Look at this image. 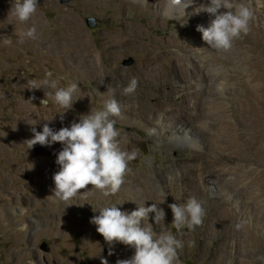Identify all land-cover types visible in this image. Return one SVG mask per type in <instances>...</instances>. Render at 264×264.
<instances>
[{
  "label": "rangeland",
  "instance_id": "obj_1",
  "mask_svg": "<svg viewBox=\"0 0 264 264\" xmlns=\"http://www.w3.org/2000/svg\"><path fill=\"white\" fill-rule=\"evenodd\" d=\"M133 1L45 0L38 4L40 7L34 18L24 24L10 13L12 0H0V37L3 36V41H11H0V264H101L102 258L107 259L108 264H116L118 259L131 258L134 248L121 243H115L112 247L97 232V226L90 222L94 215L99 214L98 211H93V207L99 208L120 201L125 202L120 206L122 210L131 211L136 209L133 207L138 200L143 203L147 201L146 206H150L154 201L159 203L162 199L157 194L160 186L168 193L166 202L160 207L165 209L166 225L173 233H176V229L171 224L173 213L168 207L169 204L183 203L188 197L195 196L204 202L206 209L202 225L192 231L184 228L178 234L184 244L180 251V264H264V243L261 248L262 245L256 241V234H264V206L256 204V200L264 201V192L257 189V182L251 179L254 174L250 173L251 168L263 167L262 160L257 149L247 144L241 146L247 160L235 157L238 147L237 144L234 145V141L240 143L243 139L249 141L251 138L250 132L249 135L245 133L246 125H238L235 119L240 116L242 109L258 111L254 102L249 104L247 100L239 101L240 103L235 101L238 96L243 99L247 92L245 85L241 83L246 78H238L239 74L241 75L240 70H246V65L232 61L226 64L228 52L216 50L220 58L214 59L213 64L223 71L224 76L227 75L226 78L229 76V80L221 77L210 83V86L216 88L225 80L229 89L236 92L223 89L219 94L207 93L202 98H206L205 101L209 104H227L228 109L235 115H231L226 109L225 114H228L227 120H231V127L227 121L219 125L214 124L211 128H199V124L212 123L210 115H213L214 110L209 108L211 104L205 106L207 109L191 108L194 100L189 99L188 92L194 91L196 87L188 78L197 77L196 71L200 69L198 65L204 60L202 53L208 51V47L201 43L202 33L196 30L197 26L207 27L209 24L205 23L202 14L195 17L190 15L188 18L186 15L183 17L181 13L168 14L165 3H160L158 8L154 5L149 15ZM196 1L200 2L195 0V4ZM90 18L95 21L93 26L88 23ZM33 23L38 29L37 39L19 43L18 34ZM139 33L147 35L148 38H135ZM112 35H118L119 40L129 39L128 43L135 41L134 48L138 45L139 48L134 49L126 42L122 45L124 47L119 46L122 48L118 52L116 48L110 50L115 45ZM249 40L253 43L251 47L246 45ZM82 41L85 42L84 48L88 46L99 54L100 62L108 72V83L96 80L85 73L83 67L73 65L80 62L74 47ZM243 44L246 45L245 48H241ZM233 50V56H239V60L242 57L257 59L253 70H256L263 81L264 11L259 13L258 19L253 22L248 36L243 35L234 42ZM72 56L77 57L75 62ZM180 58H191L193 64L189 69V76L183 74L181 65L178 66L184 64ZM151 59L154 72L148 76L152 79L157 74H169L167 77L171 76L172 86L170 84L159 92L153 89L155 83H152L149 87H138L132 95L117 93L116 98L122 111L121 116L115 119L116 128L121 133L118 138L121 147L127 151L139 150V156L129 164L131 171L126 174L121 190L115 195L104 197L99 191L85 192L93 188L88 185L86 189L80 190L77 198L67 203L59 200L53 191V175L59 170L57 156L37 154L33 148L28 149L24 142L33 137L31 128L36 127L38 131H42L43 125L49 123L51 127L59 130L70 126L73 121L78 122L81 116L101 108L104 100L109 98L106 84L119 82L121 85L117 91L122 92L123 86L137 75L139 68L148 66ZM48 71L53 73V78L59 79L60 87H67L71 83L78 85V91L74 95L76 101L64 114L63 122L57 113L64 109L54 104L50 97L48 106L41 107V101L46 98L43 89L27 88L28 81L39 83ZM203 71L206 75L207 69ZM208 86L209 83L205 82L204 87ZM33 96L35 99L32 103L28 102ZM221 101L225 103H219ZM141 103L143 106L140 105V110H136L138 107L135 104ZM241 104H244L246 109L241 108ZM177 110L193 114V117L199 115V119L195 123L186 115L181 118H169V115ZM244 114L245 117L238 119L250 120L247 113ZM55 115L52 121L44 120ZM176 119L182 121L178 123ZM39 121L35 126L29 124ZM221 126L228 127L223 131ZM198 129L199 132H196ZM200 135L205 136L203 141ZM186 136H190L188 141H184ZM194 139L196 145H192ZM60 146L62 145L58 142L52 145V148ZM196 149L202 152L198 154ZM214 157L224 161H214ZM154 178L161 180L160 186L154 184ZM241 189L243 193L239 195ZM206 191L208 196H202ZM248 201L252 203L251 207L253 205L252 218L242 216L241 212L236 213L239 211L238 206ZM262 204L264 205V202ZM254 205L257 208H254ZM11 208L16 211L13 212ZM227 209L234 213L232 218L228 216ZM64 210L67 212L61 213ZM15 219L17 221H14ZM149 222H152L151 218ZM43 242L48 243L50 251L41 248ZM110 248L113 255H109Z\"/></svg>",
  "mask_w": 264,
  "mask_h": 264
},
{
  "label": "clouds",
  "instance_id": "obj_2",
  "mask_svg": "<svg viewBox=\"0 0 264 264\" xmlns=\"http://www.w3.org/2000/svg\"><path fill=\"white\" fill-rule=\"evenodd\" d=\"M177 4H183L184 15H199L207 13L211 17L207 27L198 25L197 31L202 33V39L217 51H227L233 47L236 40L247 35L253 22L258 19L259 13L264 11V0H206L192 13H186L185 9L191 6L195 0H175ZM39 0H12L11 15L21 23L27 24L38 11ZM187 21V20H186ZM186 23V22H185ZM38 36V29L35 24L26 28L18 34V42L23 44L27 40H35ZM3 41V36L0 37ZM11 43L10 40L3 41ZM29 90L43 89L45 99L41 101V107H47L49 97L52 102L64 109L58 112L61 122L64 121V114L73 106L74 95L78 91V85L71 83L67 87L59 86V79L53 78V73L48 71L45 77L39 81H28ZM119 82L107 85L109 98L104 100L101 108L91 110L90 114L83 115L70 126L59 130L51 127L49 123L43 125L42 131L36 127L31 128L33 137L24 143L28 149L35 145L52 146L56 143L62 145L57 154L56 163L59 170L54 173L55 184L54 195L59 200L67 203L78 197L81 189L92 185L91 190L85 192L99 191L104 197L117 194L125 183V177L131 171L129 164L139 156V150L127 151L122 149L119 129L116 128L115 117L121 116V105L116 98L120 95H132L138 88V80L133 77L129 80L122 92H118ZM223 88V85H220ZM53 90V91H49ZM103 95L104 93H100ZM33 96L28 102L32 103ZM56 114V115H57ZM51 119H44L52 121ZM29 123L30 125H37ZM162 199L154 201L150 206L137 204L135 210H122L125 202L115 201L97 208L99 212L91 218V223L97 226L106 242L112 247L115 243H121L134 248V255L128 259H118L116 264H180V251L183 249V241L179 233L184 228L192 231L202 225L206 209L204 202L190 196L183 203H171L168 207L173 213L172 225L176 233L166 225L167 213L161 204L167 200L168 193L160 186L157 193ZM179 201V198L175 196ZM154 214V215H152ZM150 218L152 222L150 221ZM112 248L109 255H113ZM101 264H108V260L101 259Z\"/></svg>",
  "mask_w": 264,
  "mask_h": 264
},
{
  "label": "bare ground",
  "instance_id": "obj_3",
  "mask_svg": "<svg viewBox=\"0 0 264 264\" xmlns=\"http://www.w3.org/2000/svg\"><path fill=\"white\" fill-rule=\"evenodd\" d=\"M206 2V0H200V2L198 1H196V3L198 4H195V2L187 9V10H185L186 11V13H192L193 12V9L195 8V7H198L201 3H205ZM4 3H6L7 5L9 4L8 3V1H4ZM133 3L134 4H138L139 5V8L144 12V13H146V14H149L150 13V11H151V9L152 8H154L155 6L154 5H156L157 6V8L161 5L160 3H165L166 4V13H168V14H180L181 13V15L184 17L185 15H184V12H183V4H177L176 2H175V0H134L133 1ZM135 6V5H134ZM12 7V6H11ZM137 12V11H136ZM148 12V13H147ZM142 14V13H141ZM202 15H203V18H205V23H210V19H211V17L209 16V14H207V13H201ZM201 14H199V15H201ZM150 15V14H149ZM154 15V14H153ZM145 16L146 15H144V18H145ZM195 16H197V15H192V17H195ZM152 17V16H151ZM151 17H149V18H151ZM34 18V17H33ZM32 18V19H33ZM143 18V17H142ZM142 21V20H141ZM158 21V20H157ZM36 21H34V23H35ZM33 23V24H34ZM156 23V22H155ZM153 24H154V22H153ZM141 25V24H140ZM157 25V24H156ZM131 26V25H130ZM136 26V25H135ZM128 27V26H127ZM144 27V26H143ZM142 27V28H143ZM147 27V26H146ZM141 28V29H142ZM151 28V27H150ZM135 29V28H134ZM128 30V29H127ZM126 30V31H127ZM131 30V29H130ZM133 30V29H132ZM142 30H144V29H142ZM129 31V30H128ZM140 31V30H139ZM132 32V31H131ZM142 32H144V31H142ZM145 32H147V31H145ZM149 32V31H148ZM118 33H120V32H118ZM125 33V32H124ZM136 33H138V32H136ZM120 35H122V33L120 34ZM132 36V35H131ZM200 36V35H199ZM247 36H248V34H247ZM112 37H113V39H115L114 40V42H115V45H113L111 48L112 49H110V50H113V48H116L117 49V52H118V50H120V48H122V47H124V46H122L124 43H126V44H128V45H130V47H133L134 48V44H135V41L134 42H130V43H128L130 40L129 39H126L125 41H124V39L123 40H119V37H118V35H112ZM123 37V36H122ZM169 37H171V36H169ZM201 37V36H200ZM132 38V37H131ZM130 38V39H131ZM135 38H139V39H141V38H148L147 37V35H145V34H143L142 35V33H139V34H137V37H135ZM182 38H183V36H182ZM255 38V37H254ZM254 38H252V39H254ZM43 40H45L44 38H43ZM134 40V39H133ZM246 40V39H245ZM132 41V40H131ZM150 41V40H149ZM175 41V40H174ZM198 41V40H197ZM65 42V41H64ZM151 42V41H150ZM153 42V41H152ZM169 42V41H168ZM241 42V41H240ZM85 43V42H84ZM84 43H83V41H82V43H80V44H76V46L74 47V52H76V54H77V56H78V58H79V63L78 64H75L76 62H75V59H77V57L76 58H74L75 56H72V59H73V61L75 62L73 65H75V67H83V69L85 70V73H87L89 76H91V77H93V78H95L96 80H101L102 82H104V83H108L109 82V79H108V76H107V73L108 72H106V67H104V66H102V62H100V59H99V54L98 53H96L95 52V50L93 51L92 49H90L88 46L86 47V48H84L85 47V45H84ZM140 43V42H139ZM173 43V42H172ZM171 43V44H172ZM175 43V42H174ZM181 43V42H180ZM201 43L202 44H205L206 45V47H208V51H205V53H207V54H205V53H202V58H204V60L203 61H200L201 63L198 65L199 67H200V69H202V71L204 70V69H207V74L205 75V73H204V71L202 72L200 69H198L196 72H197V77L196 78H193V73L191 74V76L192 77H190V78H188V79H191L190 80V83L191 82H193V86H195L196 87V89L194 90V91H190V92H188V94H189V99H192V100H194V105H193V107H191V108H195V110L196 109H200V107H205V106H208V105H210L211 104V106L209 107V108H211L212 110H214V113H213V115H210V118H211V121H212V123H210V125H202V124H199V128H201V126L203 127V126H206V128L207 127H209V128H211V126H213L214 124H216V125H219V124H223L224 122H229V120H227V115L228 114H225L226 113V109H228V107H227V104H224L225 103V101H221V102H219V103H223L224 104V106H222L221 104V107H220V105H218V103L217 104H215V102L214 103H211L210 102V104H209V102H206L205 101V99L204 98H202V97H204L205 96V94H207V93H210V94H219L220 92H223V89H226L227 91H229L230 90V92H232V90L233 89H229V86H227V85H229V84H227V83H225L226 81L224 80V81H221L220 82V85H223V88L221 89L220 88V85H218L216 88L215 87H211L210 86V83L212 84V83H214V80H216V79H220L221 77L223 78H226V76H224L223 75V71H220L219 70V68H217L216 66H214V62L213 61H215L214 59H216V58H220V56L216 53V50H214V49H211L210 48V46L201 38ZM237 43V42H236ZM239 43V42H238ZM246 45H248V46H250L251 47V45H253V43L249 40V41H246ZM151 44V43H150ZM196 44V43H195ZM127 45V46H128ZM157 45V44H156ZM169 45H170V43H169ZM168 45V46H169ZM176 45V44H175ZM194 45V44H193ZM244 45V44H243ZM246 45H244V46H241V48H245V46ZM119 46H122V47H119ZM136 46V45H135ZM139 46V45H138ZM138 46H136V47H138ZM145 46V45H144ZM151 46V45H150ZM183 46V45H182ZM190 46V45H189ZM196 46H198V45H196ZM200 46H201V44H200ZM136 47L134 48V49H136ZM141 47V46H140ZM152 47V46H151ZM202 47V46H201ZM139 48V47H138ZM148 48H149V46H148ZM176 48V47H175ZM193 48H195V47H193ZM153 49V48H152ZM155 49V48H154ZM204 49V48H203ZM109 50V51H110ZM161 50V49H160ZM108 51V50H107ZM115 51V50H114ZM165 51V50H164ZM240 51V50H239ZM153 52H154V50H153ZM198 52H200V51H198ZM204 52V51H203ZM226 52H228V59H226V64H230L231 63V61L232 62H236V63H239V62H241L243 65L245 64L246 65V70H240L241 71V75L239 74V79H240V77H245L246 79L244 80V81H242L241 83H243L244 85H245V90H247V92H245V94L243 95V99L241 98V96H238V99L237 100H235L236 102H241V101H245L246 102V100H247V102H249V104H250V102L251 103H253L254 102V106H256V107H258V111L256 112V111H253V110H250V109H246L245 108V106H244V104H241L240 105V107L241 108H245L246 109V111L245 110H240L241 111V114H240V116L239 117H245V115L246 114H244V112H246L247 113V117H248V119H250V120H247V119H238V118H236L235 120H236V122H237V124L238 125H243V127H244V125H246L245 127L247 128V132H245L247 135H249V132L251 133L250 134V136H251V138L249 139V141H247V140H245V139H243V141H240V143H238V142H236V141H234V145H236L237 144V149H236V151H235V157H240V158H246L245 160H247V157L243 154L244 152H243V149H242V145H250V146H253V147H255L256 149H257V151L259 152V157H261L260 159L262 160V168H260V169H257V167H254V168H251L250 169V173L251 174H254V176L252 177V175H251V179L254 181V182H257L256 183V185H257V189L258 190H261L262 192H264V143H263V141H264V80L262 81V79H261V77L259 76V74L256 72V70H253V67H254V65H255V63H256V61H257V59L256 58H250L249 57V59H244L242 56V58H241V60H239V56L237 57V56H233L234 54V50H233V47L230 49V50H227ZM112 53V52H111ZM110 53V54H111ZM169 53H170V51H169ZM184 53V52H183ZM247 53V52H246ZM114 54V53H113ZM168 54V53H167ZM200 54V53H199ZM241 54V53H240ZM248 54V53H247ZM247 54H246V57H247ZM157 55H159V54H157ZM165 55V54H164ZM183 55V54H182ZM176 56V55H175ZM179 56V55H178ZM102 57V56H101ZM153 57V56H152ZM156 57V56H155ZM160 57H162V56H160ZM159 57V58H160ZM201 57V56H200ZM252 57V56H251ZM150 58V57H149ZM154 58V57H153ZM164 58V57H163ZM167 58V57H166ZM165 58V59H166ZM173 58V57H172ZM174 59H175V57H174ZM183 59V58H182ZM181 58H180V61L181 62H183L184 64H179L178 66H180L181 65V67H182V70H183V74L185 73V75H188L190 72H191V70H189V69H191L192 68V62H191V58H188V59H186V60H182ZM207 60V63H205V61ZM161 60V59H160ZM170 60V59H169ZM69 61V60H68ZM162 61V60H161ZM165 61V60H164ZM178 61V60H177ZM147 63V62H146ZM168 63V62H167ZM216 63V62H215ZM235 63V64H236ZM155 64H156V62H155ZM161 64V63H160ZM178 64V63H177ZM69 65V64H68ZM143 65V64H142ZM163 65V63L161 64V66ZM174 65H175V63H174ZM240 65V64H239ZM140 66V65H139ZM194 66V65H193ZM197 65H196V67H198ZM237 66V65H236ZM165 67V66H164ZM164 67H162V68H164ZM180 67V68H181ZM195 67V66H194ZM232 67V66H231ZM137 68V67H136ZM160 68V67H159ZM158 68V69H159ZM263 69H264V65H263V67H262ZM71 69V68H70ZM120 69V68H119ZM118 69V70H119ZM166 69V68H165ZM169 69V68H168ZM127 70V69H126ZM137 70V69H136ZM162 70V69H161ZM160 70V71H161ZM226 70H227V68H226ZM164 71V70H163ZM167 70H165L164 72H166ZM243 71V72H242ZM154 72V68H153V63H152V59H151V61L148 63V66H146V67H142V68H139L138 69V73H137V75L136 76H134L135 78H137V80H138V87H141V86H147L148 85V87L150 86V84H154V87H153V89L155 90V91H159V90H163V88H167V86H170V84H171V76H169V77H167V76H165V75H155L152 79L148 76L149 74H151V73H153ZM163 72V73H164ZM174 72V71H173ZM172 72V73H173ZM177 72V71H176ZM238 72V71H237ZM169 73V72H168ZM127 74V73H126ZM132 74V73H131ZM176 74V73H175ZM181 74V73H180ZM124 75V74H123ZM152 75V74H151ZM171 75H173V74H171ZM127 76V75H126ZM132 76V77H133ZM189 76V75H188ZM114 77V76H113ZM154 78H155V80H154ZM185 78V77H184ZM228 78H229V76H228ZM228 78H226V79H228ZM195 81H194V80ZM94 80V79H93ZM222 80V79H221ZM229 80V79H228ZM227 80V81H228ZM241 81V80H240ZM205 82L206 83H209V86L207 87V88H205L204 87V85H205ZM233 82V81H232ZM236 83V82H235ZM234 83V84H235ZM106 85H109V84H106ZM121 85V84H120ZM152 86V85H151ZM171 86H172V84H171ZM192 86V87H193ZM124 87V86H123ZM233 87V86H232ZM188 88V86H186V89ZM234 88V87H233ZM141 89V88H140ZM153 89H151L152 91H154ZM191 89V88H190ZM235 89V88H234ZM107 86H106V92H107ZM170 90V89H169ZM177 90V89H176ZM183 90V89H182ZM185 90V89H184ZM237 90H238V88H237ZM165 91V90H164ZM186 91V90H185ZM234 91V90H233ZM160 92V91H159ZM187 92V91H186ZM234 92H236V91H234ZM241 93V92H240ZM164 94H165V92H164ZM168 94V93H167ZM174 94V93H173ZM237 94V93H236ZM201 95V96H200ZM212 95V96H213ZM222 95H220V97H221ZM151 97V96H150ZM179 97V96H178ZM143 98V97H142ZM157 98V97H156ZM198 98V99H197ZM176 98H174V100H175ZM138 100H140V99H138ZM213 100H214V98H213ZM191 101V100H190ZM229 101V100H228ZM256 101V102H255ZM140 102V101H139ZM138 102V103H139ZM144 102V101H143ZM142 102V103H143ZM146 102V101H145ZM174 102V101H173ZM180 102V101H179ZM192 102V101H191ZM239 102V103H240ZM142 103L141 104H135V106L136 107H138V108H135L136 110H140V105H142ZM176 103H178V102H176ZM183 103V102H182ZM244 103V102H243ZM175 104V103H174ZM181 104V103H180ZM147 105V104H146ZM172 105H173V103H172ZM171 105V106H172ZM143 106V105H142ZM170 106V107H171ZM177 106V105H176ZM232 106V105H231ZM250 106V105H249ZM252 106V105H251ZM181 107H182V105H181ZM185 107V106H184ZM239 107V108H240ZM142 108V107H141ZM145 108V107H144ZM150 108V107H149ZM173 108V107H172ZM177 108H178V106H177ZM180 108V107H179ZM231 108V107H230ZM205 109H207V107H205ZM233 109H234V107H233ZM30 110V109H29ZM180 110V109H179ZM179 110H177L176 111V113H171V116L169 115V118H181V117H185V115L186 116H189L190 118H192L193 119V122H195L196 123V121L199 119V115H196V116H192L193 114H188V113H183V112H181V111H179ZM183 110V109H182ZM185 110V109H184ZM194 110V109H193ZM210 110V109H209ZM126 111V110H125ZM228 111H229V113L231 114V115H235V113L233 112V111H231V110H229L228 109ZM173 112V111H172ZM212 112V111H211ZM196 113V112H195ZM256 113H257V115H256ZM232 116V117H233ZM231 118V117H230ZM235 118V117H234ZM229 119V118H228ZM176 121H178V123H180V121H182V120H180V119H176ZM209 122V121H208ZM230 122H231V120H230ZM229 122V123H230ZM235 123V122H234ZM25 124V123H24ZM232 125H231V123H230V126L229 127H231ZM227 127L228 126H224V127H222L221 126V128H223L224 130L223 131H226V129H227ZM220 128V129H221ZM235 128V127H234ZM237 128H238V126H237ZM199 130L200 129H198V131L196 130V132H199ZM209 130V129H208ZM234 130V129H233ZM237 130V129H236ZM235 130V131H236ZM179 131V130H178ZM205 131V130H204ZM214 131V130H213ZM219 131V130H218ZM222 131V130H221ZM194 132H195V130H194ZM208 132V131H207ZM219 134H220V132H218ZM244 133V134H245ZM209 134V133H208ZM240 134L241 133H239L238 135L240 136ZM212 135H213V137H215V133L214 132H212ZM222 135V134H221ZM218 136V135H217ZM200 137H202V141L205 139V136H201L200 135ZM242 137H243V135H242ZM186 139L184 140V141H188V139H190V136H186L185 137ZM240 138V140H241V137H239ZM218 139H219V137H218ZM221 139V138H220ZM222 140V139H221ZM224 140V139H223ZM230 140V139H229ZM233 140V139H232ZM196 143L197 142H195V139H194V142L192 143V145H196ZM230 147V146H229ZM247 148V147H246ZM233 149V148H232ZM231 149V150H232ZM197 150V149H196ZM226 151H227V149H226ZM202 151L201 150H197L196 151V153H198V154H200ZM232 153H233V151H231ZM256 152V151H255ZM234 154V153H233ZM230 155H231V153H230ZM232 156V155H231ZM217 160H219V162H222V161H224L223 159H219V158H217V157H214V161H217ZM226 162V161H225ZM221 164V163H220ZM256 165V164H255ZM217 166V165H216ZM220 166V165H219ZM259 166V165H258ZM193 167V166H192ZM215 167V166H214ZM215 169V168H214ZM219 170H220V168H219ZM214 171V170H213ZM252 171V172H251ZM249 175V174H248ZM158 177V176H157ZM248 178V177H247ZM250 178V177H249ZM154 180V181H153ZM152 181L154 182V184H159V186H160V184H161V180L159 179V178H154ZM196 180V179H195ZM172 181V180H171ZM152 182V183H153ZM248 182V181H247ZM148 184V183H147ZM150 184V183H149ZM204 184V183H203ZM149 187H152V186H150L149 185ZM248 187V186H247ZM245 188V187H244ZM149 189H151V188H149ZM242 190V189H241ZM247 191V190H246ZM250 191V190H249ZM260 191V192H261ZM261 192V193H262ZM133 193V192H132ZM207 191L206 192H204L203 194H201L202 196H208L207 194ZM241 193H243V190H242V192H238V194L239 195H241ZM127 194V193H126ZM261 198V197H260ZM260 201V200H259ZM257 202V200H256V204L257 205H259V206H264L262 203L264 202ZM136 203L137 204H141V203H143V202H141L140 200H138V201H136ZM137 204H134V207L133 208H137V206H135V205H137ZM251 202H246V203H242L241 205H237L238 206V208H239V211L237 212L236 211V213L237 214H240V212H241V215L242 216H245V217H250V218H252V216H253V205H252V207H251ZM148 205V204H147ZM251 207V210H250V207ZM254 208H257V207H255V205H254ZM12 209V211L13 212H15L16 211V209L15 208H11ZM230 210L231 209H227L226 210V212H227V214H228V216L230 217V218H232L233 216H234V213H231L230 212ZM254 211H256V209L254 210ZM65 212H67V210L65 211H62L61 213H65ZM261 212H263L262 210H261ZM232 214V215H231ZM264 214V213H263ZM262 215V214H261ZM79 219V218H78ZM79 220H82V219H79ZM14 221H17V219H15ZM60 223H58V225H59ZM25 226V224L23 225V227ZM256 241L258 242V244H260V245H262V247L261 248H263V243H264V234H260V235H257L256 234Z\"/></svg>",
  "mask_w": 264,
  "mask_h": 264
},
{
  "label": "water",
  "instance_id": "obj_4",
  "mask_svg": "<svg viewBox=\"0 0 264 264\" xmlns=\"http://www.w3.org/2000/svg\"><path fill=\"white\" fill-rule=\"evenodd\" d=\"M44 1L45 0H39V4L43 3ZM63 1H69V0H63ZM88 23H89V25L93 26L95 24V21H94V19L90 18L88 20ZM61 149H62V146H60L59 148H52V146H50V147L49 146H41L39 144H37L33 147L34 152L37 154H45V155L52 154L55 156H57L58 152ZM41 248H43L46 251H50V249H51L47 242H43L41 244Z\"/></svg>",
  "mask_w": 264,
  "mask_h": 264
}]
</instances>
